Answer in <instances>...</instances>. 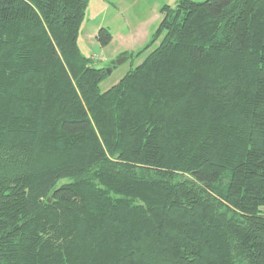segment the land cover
Returning <instances> with one entry per match:
<instances>
[{
	"label": "trees",
	"instance_id": "1",
	"mask_svg": "<svg viewBox=\"0 0 264 264\" xmlns=\"http://www.w3.org/2000/svg\"><path fill=\"white\" fill-rule=\"evenodd\" d=\"M88 1L0 0V264H264V0L163 4L105 91Z\"/></svg>",
	"mask_w": 264,
	"mask_h": 264
},
{
	"label": "rangeland",
	"instance_id": "2",
	"mask_svg": "<svg viewBox=\"0 0 264 264\" xmlns=\"http://www.w3.org/2000/svg\"><path fill=\"white\" fill-rule=\"evenodd\" d=\"M177 0H89L84 20L77 38L80 51L87 56H104L105 60L92 58L93 63L110 68L120 56L119 52H138L149 43L162 17L159 8L163 4H176ZM203 1V0H197ZM106 26L114 33V41L102 47L94 37L98 28ZM121 34V35H120ZM123 36V37H121ZM160 38L148 50L138 56L128 57L107 73L100 83L105 91L114 85L126 72L138 65L146 54L157 46ZM264 212V206H262Z\"/></svg>",
	"mask_w": 264,
	"mask_h": 264
},
{
	"label": "crops",
	"instance_id": "3",
	"mask_svg": "<svg viewBox=\"0 0 264 264\" xmlns=\"http://www.w3.org/2000/svg\"><path fill=\"white\" fill-rule=\"evenodd\" d=\"M111 34H112V41H111L109 44H112L113 41L115 40V39H114V33L111 32ZM95 35H96V34H94V37H95ZM120 35H121V34H120ZM121 37H123V36H121ZM95 38H96V37H95ZM109 44H108V45H109ZM108 45H105V46H108ZM121 53H123V52H119V55H120ZM90 57H91V58L94 57V58L99 59V60H102V61L106 59L104 56H100V57H99V56L96 55V54H93V55H91Z\"/></svg>",
	"mask_w": 264,
	"mask_h": 264
},
{
	"label": "water",
	"instance_id": "4",
	"mask_svg": "<svg viewBox=\"0 0 264 264\" xmlns=\"http://www.w3.org/2000/svg\"><path fill=\"white\" fill-rule=\"evenodd\" d=\"M125 58H126V56H123V57L120 56L119 58H117L116 63L113 66H111L110 68H107L106 72L109 73L112 68L116 67V65L118 63L122 62V60H125Z\"/></svg>",
	"mask_w": 264,
	"mask_h": 264
}]
</instances>
